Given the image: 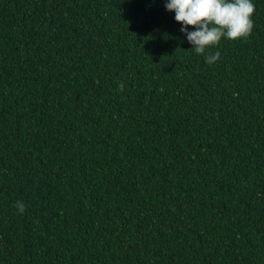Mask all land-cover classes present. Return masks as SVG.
<instances>
[{"label": "trees", "instance_id": "1", "mask_svg": "<svg viewBox=\"0 0 264 264\" xmlns=\"http://www.w3.org/2000/svg\"><path fill=\"white\" fill-rule=\"evenodd\" d=\"M252 2L210 65L165 0H0V264H264Z\"/></svg>", "mask_w": 264, "mask_h": 264}, {"label": "clouds", "instance_id": "2", "mask_svg": "<svg viewBox=\"0 0 264 264\" xmlns=\"http://www.w3.org/2000/svg\"><path fill=\"white\" fill-rule=\"evenodd\" d=\"M165 8L175 12V21L181 24L180 31L186 35L191 49L203 55L210 65L220 59V53L209 49L222 39L247 40L255 26L250 19L255 11L252 0H165ZM189 26L194 30L190 31ZM118 88L123 91V83ZM14 207L20 214L25 211L22 201H17Z\"/></svg>", "mask_w": 264, "mask_h": 264}]
</instances>
